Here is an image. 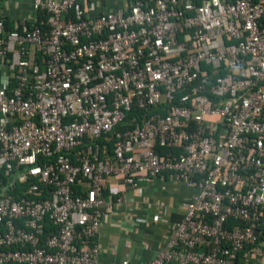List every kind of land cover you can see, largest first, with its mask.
Returning a JSON list of instances; mask_svg holds the SVG:
<instances>
[{"label":"built area","instance_id":"2783aa9c","mask_svg":"<svg viewBox=\"0 0 264 264\" xmlns=\"http://www.w3.org/2000/svg\"><path fill=\"white\" fill-rule=\"evenodd\" d=\"M106 1L0 18V264H100L101 225L164 176L194 190L182 218L149 259L111 264H237L264 220V0Z\"/></svg>","mask_w":264,"mask_h":264},{"label":"crops","instance_id":"0c3cea01","mask_svg":"<svg viewBox=\"0 0 264 264\" xmlns=\"http://www.w3.org/2000/svg\"><path fill=\"white\" fill-rule=\"evenodd\" d=\"M126 1L107 0L102 5L99 4L97 9H113L123 6ZM31 2L32 0H0V18H8L12 22V29L15 28L22 17L34 16ZM5 83L9 88L14 86L0 50V86ZM108 181L113 189H117L120 184L117 178L111 177ZM138 192L140 196L135 191H130L129 202L124 210L112 213L108 221L101 225L94 240L99 247L100 264L149 259L156 249L166 244L173 232L174 223L183 216L182 202L194 190L164 176L156 177L151 182L139 183ZM136 202L138 207H135ZM253 248L248 255L245 254L247 249L243 252L244 264H264V220L259 226V240Z\"/></svg>","mask_w":264,"mask_h":264},{"label":"trees","instance_id":"16d2710c","mask_svg":"<svg viewBox=\"0 0 264 264\" xmlns=\"http://www.w3.org/2000/svg\"><path fill=\"white\" fill-rule=\"evenodd\" d=\"M195 2L199 4L201 2V0H195ZM41 18H45V17L42 16L41 14H39V19H41ZM4 22H5L6 28L12 29V22L8 18H6V20L4 19ZM35 57H36V63H38L41 68H43L42 54L40 52H36ZM217 73L221 74L222 72L219 71ZM11 82H13L12 84L15 83L14 81H12V79H11ZM10 89H11V86H10ZM165 106H166L165 104H161L160 106L152 107L148 111H144V112L141 110H132L131 112H129L127 114L125 121H123L121 124L117 125V127L115 128V131L131 127L132 126V124L130 123L131 119L135 116L139 117L140 115H143V114H147L148 116H152L154 114L165 115L166 109H167V107H166V109H164ZM115 141H116V138L114 136V131H113V132L107 134L106 136H103L99 140V143L102 146H105L106 152L111 156L113 154V148H114ZM158 150H159V152L163 151L162 148H158ZM25 185H27V183L26 184L19 183L16 186L19 190V189H21L22 186H25ZM45 224H46V230L47 231H49V230L54 231L55 230V227L51 224V222L49 220H45ZM242 257H243V251L240 252L238 255L237 264H244V262L242 261Z\"/></svg>","mask_w":264,"mask_h":264}]
</instances>
